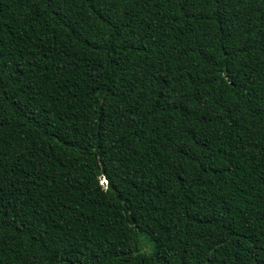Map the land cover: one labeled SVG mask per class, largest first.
<instances>
[{"label":"trees","instance_id":"trees-1","mask_svg":"<svg viewBox=\"0 0 264 264\" xmlns=\"http://www.w3.org/2000/svg\"><path fill=\"white\" fill-rule=\"evenodd\" d=\"M0 264H264V0H0Z\"/></svg>","mask_w":264,"mask_h":264},{"label":"rangeland","instance_id":"rangeland-1","mask_svg":"<svg viewBox=\"0 0 264 264\" xmlns=\"http://www.w3.org/2000/svg\"><path fill=\"white\" fill-rule=\"evenodd\" d=\"M143 248H144V250H148L147 246H144ZM149 251H150V249H149ZM149 251H146V252H149Z\"/></svg>","mask_w":264,"mask_h":264},{"label":"built area","instance_id":"built-area-1","mask_svg":"<svg viewBox=\"0 0 264 264\" xmlns=\"http://www.w3.org/2000/svg\"><path fill=\"white\" fill-rule=\"evenodd\" d=\"M108 183H107V181H104V185L106 186Z\"/></svg>","mask_w":264,"mask_h":264}]
</instances>
